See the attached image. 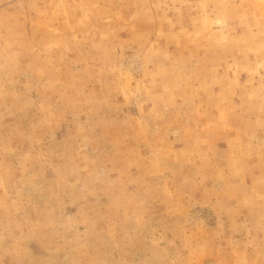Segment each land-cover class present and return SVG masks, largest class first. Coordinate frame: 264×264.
Instances as JSON below:
<instances>
[{"label":"rangeland","instance_id":"rangeland-1","mask_svg":"<svg viewBox=\"0 0 264 264\" xmlns=\"http://www.w3.org/2000/svg\"><path fill=\"white\" fill-rule=\"evenodd\" d=\"M0 264H264V0H0Z\"/></svg>","mask_w":264,"mask_h":264}]
</instances>
